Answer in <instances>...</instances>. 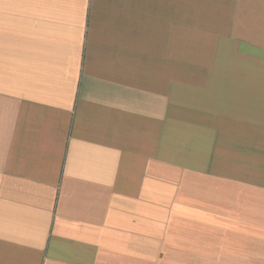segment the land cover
I'll use <instances>...</instances> for the list:
<instances>
[{"label":"crops","instance_id":"1","mask_svg":"<svg viewBox=\"0 0 264 264\" xmlns=\"http://www.w3.org/2000/svg\"><path fill=\"white\" fill-rule=\"evenodd\" d=\"M0 264H264V0H0Z\"/></svg>","mask_w":264,"mask_h":264}]
</instances>
